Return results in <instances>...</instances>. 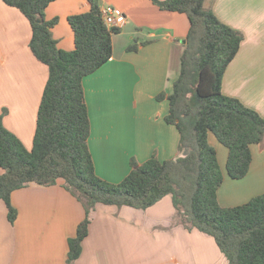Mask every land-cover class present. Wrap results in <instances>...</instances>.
Wrapping results in <instances>:
<instances>
[{
  "label": "crops",
  "instance_id": "0c3cea01",
  "mask_svg": "<svg viewBox=\"0 0 264 264\" xmlns=\"http://www.w3.org/2000/svg\"><path fill=\"white\" fill-rule=\"evenodd\" d=\"M100 3L121 10L126 23L113 37V57L83 82L91 121L89 146L97 175L120 183L133 161L179 156V131L165 121L169 101L156 98L170 95L180 76L190 21L185 14L161 10L152 0ZM205 8L245 37L225 72L223 93L264 118V0H208ZM89 10L87 0H57L48 6L46 20L59 19L52 32L60 49H75L68 19ZM31 38L26 17L0 0V116L28 150L49 79L48 67L30 49ZM135 43L138 49L128 51ZM209 142L224 175L218 193L222 207L241 206L264 193V144L252 145L248 175L234 180L226 169L229 150L212 133ZM12 204L18 211L14 224L0 199V264H67L68 242L85 219L83 205L61 182L30 184L12 194ZM175 218L170 195L147 210L98 204L75 264H228L207 235L187 230ZM202 240L213 248L212 258L196 255L201 253L196 241Z\"/></svg>",
  "mask_w": 264,
  "mask_h": 264
},
{
  "label": "trees",
  "instance_id": "16d2710c",
  "mask_svg": "<svg viewBox=\"0 0 264 264\" xmlns=\"http://www.w3.org/2000/svg\"><path fill=\"white\" fill-rule=\"evenodd\" d=\"M2 1L29 21L30 49L49 69L31 150L0 116V199L7 204L10 222L18 217L12 204L15 191L30 184L49 187L61 182L86 214L68 242L67 264H75L89 235L90 213L98 204L147 210L170 195L178 223L212 237L228 264H264V193L241 206L222 207L218 193L224 175L209 142L212 133L229 150L226 169L234 180L248 175L252 145L264 144V118L222 91L225 72L244 35L206 9L208 0H152L161 10L185 14L190 21L180 76L170 95L156 98L169 101L165 121L179 131V156L133 161L128 176L110 183L96 173L83 82L113 57V37L121 29L107 27L100 0H87L90 10L68 19L75 49L64 51L52 33L59 19L45 18L48 6L57 0ZM137 49L136 43L128 47Z\"/></svg>",
  "mask_w": 264,
  "mask_h": 264
},
{
  "label": "built area",
  "instance_id": "2783aa9c",
  "mask_svg": "<svg viewBox=\"0 0 264 264\" xmlns=\"http://www.w3.org/2000/svg\"><path fill=\"white\" fill-rule=\"evenodd\" d=\"M102 13L109 29H121L126 23V15L119 9L105 6L102 8Z\"/></svg>",
  "mask_w": 264,
  "mask_h": 264
},
{
  "label": "rangeland",
  "instance_id": "374dc122",
  "mask_svg": "<svg viewBox=\"0 0 264 264\" xmlns=\"http://www.w3.org/2000/svg\"><path fill=\"white\" fill-rule=\"evenodd\" d=\"M53 33V32H52ZM94 211H95V209H93L92 211H91V213H90V219H91V215L94 213ZM175 222H177L178 223V218L176 217L175 218ZM178 224H180V223H178ZM206 236V235H205ZM206 238H209V240H211L212 242H214V244H216L215 243V240L212 238V237H206ZM198 238H195L194 240H197ZM191 242H195V241H191ZM195 246H196V250L198 249V248H201V253L199 254L196 250V255H201V256H203V257H207V258H212L213 257V248H212V250H211V248H210V246H209V244H206V242L204 241V240H202V242H199V241H196V244H195ZM215 248H216V250H217V252H218V254H222V253H220V251L218 250V247H216L215 246ZM199 250V249H198ZM215 250V249H214ZM224 256V255H223Z\"/></svg>",
  "mask_w": 264,
  "mask_h": 264
},
{
  "label": "water",
  "instance_id": "95a60500",
  "mask_svg": "<svg viewBox=\"0 0 264 264\" xmlns=\"http://www.w3.org/2000/svg\"><path fill=\"white\" fill-rule=\"evenodd\" d=\"M186 43V42H185Z\"/></svg>",
  "mask_w": 264,
  "mask_h": 264
}]
</instances>
